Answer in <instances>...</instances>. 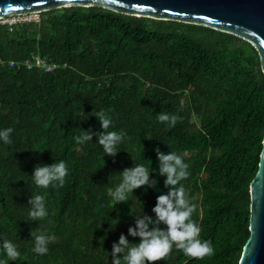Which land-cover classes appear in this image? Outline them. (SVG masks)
Segmentation results:
<instances>
[{
    "label": "trees",
    "instance_id": "obj_1",
    "mask_svg": "<svg viewBox=\"0 0 264 264\" xmlns=\"http://www.w3.org/2000/svg\"><path fill=\"white\" fill-rule=\"evenodd\" d=\"M37 54L58 64L0 65V264H112L111 250L135 217L155 216L167 192L156 149L177 153L190 173L180 185L196 205L192 219L214 252L203 259L173 247L156 264H239L250 235L251 182L264 139V73L257 49L213 27L118 12L103 6H67L40 12V21L12 31L0 24V59ZM123 132L115 157L104 154L94 115ZM161 113L180 117L173 127ZM93 140L77 143L87 131ZM63 160V186L35 185L37 164ZM150 169L156 188L108 195L124 168ZM158 189V190H157ZM44 197L48 215L29 221L31 196ZM161 227H164L161 225ZM31 231L54 236L46 254L34 251ZM4 240L20 256L9 260ZM121 264H126L121 256Z\"/></svg>",
    "mask_w": 264,
    "mask_h": 264
},
{
    "label": "clouds",
    "instance_id": "obj_2",
    "mask_svg": "<svg viewBox=\"0 0 264 264\" xmlns=\"http://www.w3.org/2000/svg\"><path fill=\"white\" fill-rule=\"evenodd\" d=\"M94 115L100 121L102 128V131L96 133L97 142L102 146L104 154L115 157L120 150L118 145L122 143L125 134L108 131L112 121L104 111H98ZM179 119L181 118L176 115L165 113L158 116V120L168 122L169 127L175 126ZM11 132V128L0 131V138L5 143H11L9 138ZM90 140H93V133L88 130L84 135L77 137L76 142ZM156 152L158 174L165 177L164 186L168 190L157 196L156 204L152 209L154 217L142 212L135 217V226L128 228V235L139 237L138 242H130L128 237L121 233L118 242L113 243L112 264H121V256L126 264H156L158 261L166 260L174 246L186 256L195 259H203L214 252L211 241H202L199 238L201 228L192 219L196 205L187 198L185 188L178 186L182 180L189 177V165L175 152L165 153L159 148ZM150 172L148 167L133 163L132 167L124 168L119 172L121 181L114 190L108 192V195L117 205L127 203L129 193H134L135 189L146 185L156 188L157 180L150 179ZM66 175L67 167L63 160L59 162L54 160L51 164H37L32 173L35 185L43 189L49 188L50 185L55 186L56 182H59V186H63ZM28 203L32 205L28 214L29 221L41 220L48 215L43 196H31ZM31 235L35 240L34 251L41 255L48 252L49 243L55 240L54 236L37 234L33 231ZM3 249L9 260H17L20 256L17 246L9 240H4Z\"/></svg>",
    "mask_w": 264,
    "mask_h": 264
},
{
    "label": "water",
    "instance_id": "obj_3",
    "mask_svg": "<svg viewBox=\"0 0 264 264\" xmlns=\"http://www.w3.org/2000/svg\"><path fill=\"white\" fill-rule=\"evenodd\" d=\"M77 5H99L129 15L179 20L234 34L257 49L264 73V0H0V17ZM250 192V235L239 264H264V139Z\"/></svg>",
    "mask_w": 264,
    "mask_h": 264
},
{
    "label": "built area",
    "instance_id": "obj_4",
    "mask_svg": "<svg viewBox=\"0 0 264 264\" xmlns=\"http://www.w3.org/2000/svg\"><path fill=\"white\" fill-rule=\"evenodd\" d=\"M38 13V12H35ZM34 12H26V13H12L3 17H0V24H7L9 29L12 31L18 24L23 22H38L40 21L39 14H35ZM35 14V15H33ZM1 64H10L11 66H25L29 69L31 68H41L45 71L52 72L57 67L58 64L52 61L47 60L37 54H33L31 57L22 60V61H14V60H2L0 59Z\"/></svg>",
    "mask_w": 264,
    "mask_h": 264
},
{
    "label": "rangeland",
    "instance_id": "obj_5",
    "mask_svg": "<svg viewBox=\"0 0 264 264\" xmlns=\"http://www.w3.org/2000/svg\"><path fill=\"white\" fill-rule=\"evenodd\" d=\"M37 12V11H36ZM35 13V12H34ZM35 14H39V16H40V12H38V13H35ZM35 14H33V15H35Z\"/></svg>",
    "mask_w": 264,
    "mask_h": 264
}]
</instances>
